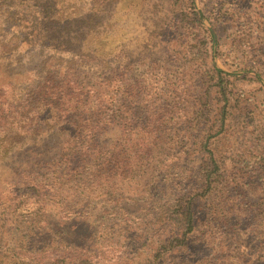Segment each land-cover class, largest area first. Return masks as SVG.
<instances>
[{"label":"rangeland","instance_id":"1","mask_svg":"<svg viewBox=\"0 0 264 264\" xmlns=\"http://www.w3.org/2000/svg\"><path fill=\"white\" fill-rule=\"evenodd\" d=\"M0 111L22 115L13 130L45 121L13 141L0 134V264L50 253H2L14 236L2 213L25 199L39 212L14 233L19 250L74 243L101 252L92 264H264V0H0ZM208 134L212 185L197 146ZM117 140L149 152L134 151L135 169L114 171L108 191L89 170L95 148ZM81 143L92 151L67 157V182L54 185L62 148ZM166 185L195 229L155 260L178 233L147 213Z\"/></svg>","mask_w":264,"mask_h":264},{"label":"trees","instance_id":"2","mask_svg":"<svg viewBox=\"0 0 264 264\" xmlns=\"http://www.w3.org/2000/svg\"><path fill=\"white\" fill-rule=\"evenodd\" d=\"M202 50L205 53H208L205 51V47L202 48ZM212 74L214 73L216 75L221 74L222 72L216 70L215 68L212 69ZM219 92L220 95L223 98V102L225 106L228 104L227 97L225 93L223 92L222 88V80H219ZM65 85H67L65 83ZM65 88H59V92L57 93L58 98H55L60 103V108L58 110H61L64 113H68V102L66 101L67 96H64ZM114 99H112L111 103H113ZM114 103L111 108L113 107ZM107 111H110L113 115V110L108 108ZM1 113V111H0ZM107 115V118L101 114V125H110L109 120L113 118L111 115ZM16 118H8L5 117L7 121L2 120V117L0 116V134L4 135V138L7 139L8 135L11 136V141H13V138L15 136H18L17 134L21 135L23 134L22 131L26 130L28 133H34L36 132H42V127L45 125V121L38 122V125L35 126V128L31 129L30 131L28 128L22 127L17 128L16 130H13L14 124L10 121L16 122L17 124L20 123L19 118L22 117V115L15 116ZM222 123V122H221ZM20 127V126H19ZM4 128V129H3ZM103 128H101L102 131ZM211 130H207L206 132H210ZM96 132H86V135H84V132L81 135H84L85 137L88 136H95ZM211 134H208V136L203 137L202 143H198L197 146L200 150H202L207 158V167L212 170H208L206 174V182L210 185L214 182V177H216V174L220 171L219 165L216 161V158L212 151L210 150V140L208 137H210ZM8 140V139H7ZM91 144L88 143H81L76 145H70L65 146L62 148V158L60 160L57 158V164H55V170L51 173V176L53 178L54 185H58L60 182L66 183L67 182V175L65 174L64 168L70 163V160L67 159L70 155L73 153H78L79 155H83L81 153L86 151H92ZM129 146L125 145H119L118 140L114 141L113 144H104L101 146H98L95 148L94 151H96L97 157L93 160L91 163V170L89 172H96V167L99 169L97 172H101V183L104 181V186H106V189H109V185L112 183L111 178H115L116 174L112 176L113 173H117L114 171L120 170L121 175L129 176V173L125 172L126 170L131 173V169L134 170L136 165L133 166L130 162L132 158H135L136 151L138 153H143L146 155L149 151L145 146H133L128 144ZM135 151V152H134ZM60 154V155H61ZM94 155V153H93ZM166 188L168 186H164V188L160 191H156L154 194V197L148 204V211L147 213L149 215H152L151 218L155 220L156 223H163V224H169L168 226H172L178 233L174 234L173 238L167 240L166 242H159L156 249L154 250V259L160 260L165 254L168 252H173L175 250H178L182 247H184L185 242L187 241V236L190 235L193 230L195 229V223H194V213L188 206H181V201L176 199H171L170 194L166 192ZM109 191V190H108ZM166 194V195H165ZM168 198V199H167ZM64 200H62L63 202ZM27 203V200H17L16 204L8 205L5 210L3 211V215L7 216L9 218V225L8 227V233L12 234L13 232L16 233L18 231L19 227L22 226V223L24 222V218L29 219L30 221L34 220L32 219L35 217V214H38L39 208H33V207H25V204ZM71 209L66 206L63 210V214L70 213ZM40 216V215H39ZM147 225V224H146ZM39 228V227H38ZM43 229V228H42ZM173 230V229H172ZM180 230V232H179ZM175 231V232H176ZM12 236V240L7 243L6 248H3L5 256H10L11 258L16 259H23V260H29V261H35L37 259H40V256L43 254H46L47 251L50 253L46 255L45 259L39 261V264H58V261H61L59 264H66L67 261H73L75 264H92L91 260L96 259L97 256H101L98 254V252L78 247L74 243H66L63 247L61 246H53L50 248L45 249H39L32 251H24L19 250V247H15L17 236L14 234ZM18 242V240H17ZM10 243V244H9ZM2 245V244H1ZM83 259H86V261H83ZM112 259V258H111Z\"/></svg>","mask_w":264,"mask_h":264}]
</instances>
